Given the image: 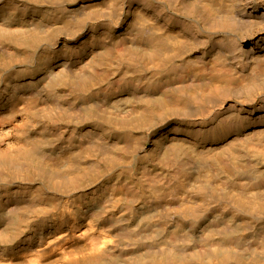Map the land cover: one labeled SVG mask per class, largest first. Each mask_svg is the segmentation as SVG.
Listing matches in <instances>:
<instances>
[{"label":"bare ground","instance_id":"1","mask_svg":"<svg viewBox=\"0 0 264 264\" xmlns=\"http://www.w3.org/2000/svg\"><path fill=\"white\" fill-rule=\"evenodd\" d=\"M0 264H264V0H0Z\"/></svg>","mask_w":264,"mask_h":264}]
</instances>
